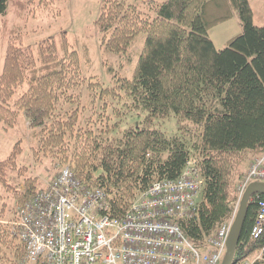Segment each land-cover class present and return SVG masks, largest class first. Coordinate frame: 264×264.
<instances>
[{
  "label": "trees",
  "instance_id": "1",
  "mask_svg": "<svg viewBox=\"0 0 264 264\" xmlns=\"http://www.w3.org/2000/svg\"><path fill=\"white\" fill-rule=\"evenodd\" d=\"M44 1L0 0V15L9 13L10 2L21 13ZM234 10L242 32L219 49L209 30L231 19ZM96 25L105 53H126L134 39L146 33L133 77L119 78L118 87L132 99L131 106L143 109L149 118L173 115L192 123L197 132L183 126V135L169 136L145 124L109 138L105 130L97 134L82 126L78 108L58 110L60 104L75 102L74 90L82 84L79 51L71 48L64 33L58 41L53 36L41 40L36 49L25 46L19 25L5 28L0 121L11 128L25 116L37 130L41 150L111 194L115 215L125 213L137 192L153 181L176 179L195 156L205 179L202 199L197 214L179 224L196 247H206L237 210L233 202L240 166L264 153V26L254 23L249 0H102ZM20 154L17 142L0 160V182L13 191L21 207L40 189L37 178H27L20 189L8 182ZM261 201L264 193L253 195L248 203L236 264L253 258V264H264V232L252 234ZM17 238L0 226V264H19L24 257L25 243Z\"/></svg>",
  "mask_w": 264,
  "mask_h": 264
},
{
  "label": "built area",
  "instance_id": "2",
  "mask_svg": "<svg viewBox=\"0 0 264 264\" xmlns=\"http://www.w3.org/2000/svg\"><path fill=\"white\" fill-rule=\"evenodd\" d=\"M254 181H264V153L252 163L242 194ZM204 184L199 161L191 156L176 179L153 181L125 213L115 215L111 194L66 166L19 208L14 225L25 243L23 264H220L236 212L203 248L179 224L197 214ZM260 205L254 237L264 232V201Z\"/></svg>",
  "mask_w": 264,
  "mask_h": 264
},
{
  "label": "rangeland",
  "instance_id": "3",
  "mask_svg": "<svg viewBox=\"0 0 264 264\" xmlns=\"http://www.w3.org/2000/svg\"><path fill=\"white\" fill-rule=\"evenodd\" d=\"M124 1L133 2V0ZM249 2L254 11V23L264 26V0H249ZM101 5L102 0H45L42 4L33 3L27 10L20 13L10 2L9 13L4 18L0 15V68L1 59L5 58L8 44L6 26L14 28L19 25L24 35V45L32 46L34 49L41 40L53 36L58 41L59 34L64 33L68 37L71 48L79 51L83 78L82 84L74 90L75 102L60 104L58 110L61 109L64 112L78 108L82 126L93 128L97 134L105 130L107 131L105 136L109 138L121 136L128 127L145 124L160 129L169 136L183 135L184 128H181L183 126L190 128L192 132H197L196 126L192 123L180 121L173 115L165 118H149L146 111L140 108L134 109L131 106L132 99L118 87L117 80L121 77L130 79L133 77L135 66L145 44L146 33H140L126 53H105L101 44V33L96 25ZM241 32V21L238 12L234 10L232 18L211 28L209 35L216 47L220 49L226 46L229 39ZM106 62L110 64L113 71L107 70ZM95 82L99 85H90ZM108 88L111 91L102 94L103 90ZM36 131L23 115L11 128H7L0 121V160L7 158L17 142L20 143L21 154L17 167L10 170L7 177L12 187L24 188L25 180L31 177L37 178L40 190L45 189L62 168L70 166L67 163H61L59 157H54L50 152L39 148ZM255 160L244 162L240 166L242 175L237 182V196L233 202L237 210L243 195L241 191L243 181ZM19 208L20 205L16 203L13 191L0 182V226L9 231L11 237L16 235V238L18 235L14 223ZM8 253L13 255L12 252L8 251ZM24 257L19 264H23Z\"/></svg>",
  "mask_w": 264,
  "mask_h": 264
},
{
  "label": "water",
  "instance_id": "4",
  "mask_svg": "<svg viewBox=\"0 0 264 264\" xmlns=\"http://www.w3.org/2000/svg\"><path fill=\"white\" fill-rule=\"evenodd\" d=\"M257 193H264V181L251 182L244 191L226 241V252L220 264H236L234 259L240 233L246 219L248 203Z\"/></svg>",
  "mask_w": 264,
  "mask_h": 264
},
{
  "label": "crops",
  "instance_id": "5",
  "mask_svg": "<svg viewBox=\"0 0 264 264\" xmlns=\"http://www.w3.org/2000/svg\"><path fill=\"white\" fill-rule=\"evenodd\" d=\"M2 58V57H1ZM2 60V65H1V68H0V73L2 72V69H3V63H4V58L1 59Z\"/></svg>",
  "mask_w": 264,
  "mask_h": 264
}]
</instances>
